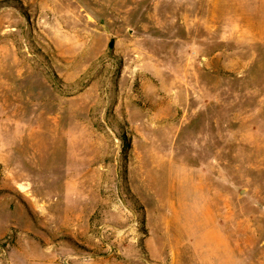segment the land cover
I'll return each mask as SVG.
<instances>
[{
	"label": "rangeland",
	"instance_id": "obj_1",
	"mask_svg": "<svg viewBox=\"0 0 264 264\" xmlns=\"http://www.w3.org/2000/svg\"><path fill=\"white\" fill-rule=\"evenodd\" d=\"M164 234L264 264V0H0V264Z\"/></svg>",
	"mask_w": 264,
	"mask_h": 264
},
{
	"label": "crops",
	"instance_id": "obj_2",
	"mask_svg": "<svg viewBox=\"0 0 264 264\" xmlns=\"http://www.w3.org/2000/svg\"><path fill=\"white\" fill-rule=\"evenodd\" d=\"M173 221H163V226L173 227ZM205 236L158 235L148 236L143 242L146 255L135 253L122 264H235L233 253H207L200 250Z\"/></svg>",
	"mask_w": 264,
	"mask_h": 264
}]
</instances>
